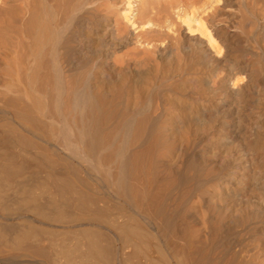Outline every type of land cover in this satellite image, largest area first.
<instances>
[{"label": "bare ground", "instance_id": "bare-ground-1", "mask_svg": "<svg viewBox=\"0 0 264 264\" xmlns=\"http://www.w3.org/2000/svg\"><path fill=\"white\" fill-rule=\"evenodd\" d=\"M0 264H264V0H0Z\"/></svg>", "mask_w": 264, "mask_h": 264}]
</instances>
